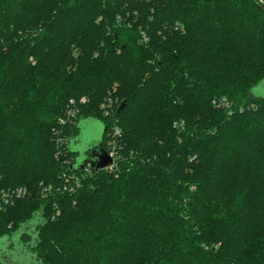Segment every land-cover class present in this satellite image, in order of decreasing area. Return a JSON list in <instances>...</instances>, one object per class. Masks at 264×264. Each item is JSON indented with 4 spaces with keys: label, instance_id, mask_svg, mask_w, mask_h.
<instances>
[{
    "label": "trees",
    "instance_id": "trees-1",
    "mask_svg": "<svg viewBox=\"0 0 264 264\" xmlns=\"http://www.w3.org/2000/svg\"><path fill=\"white\" fill-rule=\"evenodd\" d=\"M261 84V0H0V192L26 190L0 240L43 264H264ZM71 99L105 150L120 130L115 171L76 168Z\"/></svg>",
    "mask_w": 264,
    "mask_h": 264
},
{
    "label": "water",
    "instance_id": "water-1",
    "mask_svg": "<svg viewBox=\"0 0 264 264\" xmlns=\"http://www.w3.org/2000/svg\"><path fill=\"white\" fill-rule=\"evenodd\" d=\"M264 3V0H261ZM123 107V105H122ZM84 120H100L93 117L88 118H82ZM107 127L104 124L103 129V135L106 131ZM103 135L102 138L99 141H91L87 143V146L85 147L84 153L85 156H80L76 160V168L81 169L87 160H90L94 166H96L98 169L105 168L106 166L113 163V158L110 156V154L102 147L103 142ZM91 149L92 150V156L88 157L86 152ZM74 151H77V149H72ZM7 242V243H6ZM4 245H1L0 240V261L3 264H43L40 259L37 258L35 254L32 252V244H22V248L18 253L12 252L13 250L8 251V247L10 244V241L7 240Z\"/></svg>",
    "mask_w": 264,
    "mask_h": 264
},
{
    "label": "rangeland",
    "instance_id": "rangeland-1",
    "mask_svg": "<svg viewBox=\"0 0 264 264\" xmlns=\"http://www.w3.org/2000/svg\"><path fill=\"white\" fill-rule=\"evenodd\" d=\"M254 92L258 93V94H263L264 93L263 84L257 86L255 88ZM85 105L86 104H84V103H79V105H78L79 110L77 111L76 116L73 117V119L71 120L72 121L71 124H78L80 132L76 137H72L70 139V142H69L70 148L75 149V150L77 149V151L79 152V155L81 157L85 156L84 150H85V147L87 146V143L91 142V141H99L102 138L103 129H104V122L102 120H90V119L84 120L82 118L80 119L82 114L85 113V112H82V108ZM102 108H103V110L106 109L104 107V104H103ZM109 113H111V112H109ZM78 121H79V123H78ZM113 133H114V129L108 130V132H107L106 149L109 148L108 142L111 139V137L113 136ZM19 233H20V230L14 234L13 243L11 245L9 244V246H7L8 251L13 250L12 252H14L15 254L18 253L22 248V244L18 240ZM7 240H8L7 237L2 238L1 239V245L3 246Z\"/></svg>",
    "mask_w": 264,
    "mask_h": 264
},
{
    "label": "built area",
    "instance_id": "built-area-1",
    "mask_svg": "<svg viewBox=\"0 0 264 264\" xmlns=\"http://www.w3.org/2000/svg\"><path fill=\"white\" fill-rule=\"evenodd\" d=\"M81 102H85V98L81 99ZM217 103L218 106H228V103L225 99H221L220 101H214ZM78 102L75 99H71L70 105L65 113V117L61 118L62 123H66L68 120H72L73 117L76 116L77 111L79 110ZM114 100L110 99L106 104H104V107L106 108V113H109L113 109ZM121 135V132L118 128L114 130L113 136L109 140V148L107 149V152L110 154V156L113 158V163L106 166L105 168L109 171H115L117 168V164L122 157L120 145H119V136ZM93 166L91 162L87 164L86 171L90 170V167ZM95 167V166H94ZM97 168V167H96ZM98 169V168H97ZM98 169V170H102ZM78 181V179H76ZM26 194V190L22 188L17 189H10V190H4L0 192V210L5 207V205L12 204L14 202L15 198H20Z\"/></svg>",
    "mask_w": 264,
    "mask_h": 264
}]
</instances>
